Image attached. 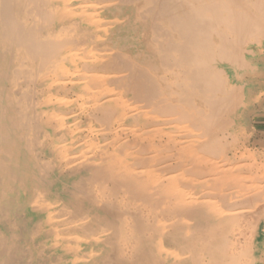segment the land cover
I'll return each mask as SVG.
<instances>
[{
  "label": "bare ground",
  "instance_id": "obj_1",
  "mask_svg": "<svg viewBox=\"0 0 264 264\" xmlns=\"http://www.w3.org/2000/svg\"><path fill=\"white\" fill-rule=\"evenodd\" d=\"M0 264H264V0H0Z\"/></svg>",
  "mask_w": 264,
  "mask_h": 264
},
{
  "label": "rangeland",
  "instance_id": "obj_2",
  "mask_svg": "<svg viewBox=\"0 0 264 264\" xmlns=\"http://www.w3.org/2000/svg\"><path fill=\"white\" fill-rule=\"evenodd\" d=\"M247 130H248L249 133L251 132L250 125L248 126V129H247ZM249 133H248V134H249ZM255 150L258 151V152H261V151H262V149H261L260 147L253 148V151H255Z\"/></svg>",
  "mask_w": 264,
  "mask_h": 264
}]
</instances>
